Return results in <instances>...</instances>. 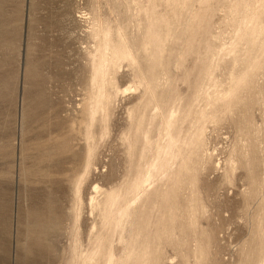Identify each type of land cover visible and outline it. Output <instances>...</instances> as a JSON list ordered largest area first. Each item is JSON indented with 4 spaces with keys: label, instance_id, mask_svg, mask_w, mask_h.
I'll use <instances>...</instances> for the list:
<instances>
[{
    "label": "rangeland",
    "instance_id": "rangeland-1",
    "mask_svg": "<svg viewBox=\"0 0 264 264\" xmlns=\"http://www.w3.org/2000/svg\"><path fill=\"white\" fill-rule=\"evenodd\" d=\"M0 264H264V0H0Z\"/></svg>",
    "mask_w": 264,
    "mask_h": 264
}]
</instances>
